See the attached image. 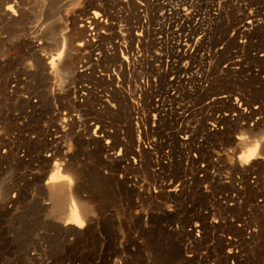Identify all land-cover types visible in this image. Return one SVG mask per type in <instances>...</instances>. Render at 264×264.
I'll list each match as a JSON object with an SVG mask.
<instances>
[{
	"label": "bare ground",
	"instance_id": "6f19581e",
	"mask_svg": "<svg viewBox=\"0 0 264 264\" xmlns=\"http://www.w3.org/2000/svg\"><path fill=\"white\" fill-rule=\"evenodd\" d=\"M0 264H264V0H0Z\"/></svg>",
	"mask_w": 264,
	"mask_h": 264
},
{
	"label": "snow or ice",
	"instance_id": "6c2138e0",
	"mask_svg": "<svg viewBox=\"0 0 264 264\" xmlns=\"http://www.w3.org/2000/svg\"><path fill=\"white\" fill-rule=\"evenodd\" d=\"M9 10H11V6L9 5ZM97 15H99L98 13H97ZM250 151H255V149H250Z\"/></svg>",
	"mask_w": 264,
	"mask_h": 264
}]
</instances>
